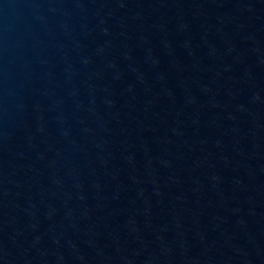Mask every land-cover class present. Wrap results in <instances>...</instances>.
Listing matches in <instances>:
<instances>
[{
    "label": "water",
    "instance_id": "95a60500",
    "mask_svg": "<svg viewBox=\"0 0 264 264\" xmlns=\"http://www.w3.org/2000/svg\"><path fill=\"white\" fill-rule=\"evenodd\" d=\"M6 0H0V6L5 2Z\"/></svg>",
    "mask_w": 264,
    "mask_h": 264
}]
</instances>
